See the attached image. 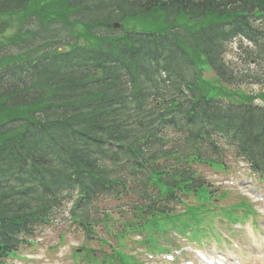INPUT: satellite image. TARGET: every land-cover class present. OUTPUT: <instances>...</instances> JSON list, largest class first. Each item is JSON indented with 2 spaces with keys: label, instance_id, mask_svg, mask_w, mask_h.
I'll use <instances>...</instances> for the list:
<instances>
[{
  "label": "trees",
  "instance_id": "16d2710c",
  "mask_svg": "<svg viewBox=\"0 0 264 264\" xmlns=\"http://www.w3.org/2000/svg\"><path fill=\"white\" fill-rule=\"evenodd\" d=\"M60 1L67 9L64 16H74V20L84 23L87 33H94L90 35L92 40L99 38L86 51L85 57L90 64L104 66L108 75L107 67L114 66L113 61L119 63L118 57H112L111 53H119L121 48L119 60L125 57L127 65L137 66L154 81L158 72L167 73V77L156 82H140L133 96L126 90L118 97L117 91L124 88L117 86V71L107 83L97 76L92 82H82L78 78L74 85L62 74L61 79L44 82L56 88L58 85L59 90L45 94L39 88L32 89L30 96L42 97L45 107L40 111L44 117L41 124L29 122L25 125L23 136L33 135L31 149L27 140L20 145L9 142L11 144L0 149V251L12 242L13 235L21 228L29 231L35 216L48 218L51 207L59 205L65 188H79L80 210L79 205L72 208L73 218L88 230L94 229L89 212L92 200L109 192L124 195L128 190L122 183L127 175L112 178L110 174L122 169L121 163L130 164L129 169L134 176L139 174L138 180L142 182L141 193L130 203L137 212V220L141 217L140 210L146 214L169 213L177 189L191 192L203 187L204 181L196 178L192 170L187 174L182 172V161H179L183 155L188 157L189 164L200 161L202 149L184 140V134H178L179 142L169 145L172 138L162 134L165 128L157 133L152 119L158 112L156 108L147 117L151 110L146 106L151 97L153 103L166 102L172 109L171 116L159 112L167 127L178 133H188L197 126L214 148L219 146L217 139H222L238 158L264 176V101L251 103L240 99L226 103L220 97L202 98L197 96V89L194 93L197 82L188 83L186 77L178 74L182 68L189 72L195 71L193 66L201 69L199 66H204L207 59L221 72L225 68L221 55L225 44L240 34L254 43L252 53L257 58L264 57V0ZM11 3L15 1L5 4ZM20 4V8L14 4L10 7L22 9L26 0ZM127 19L143 23L162 21L163 24L155 32L145 26L143 32L135 27L127 29L115 39L119 41L118 51L108 49L105 45L111 43L105 31L111 33L115 20L124 22ZM176 20L181 22L176 23ZM182 22L192 23L180 25ZM64 55L68 60L69 53ZM10 75L17 80L0 82V102L7 95L25 91L34 79L55 78L52 71L30 63L0 69V81H6ZM184 84L192 92H183ZM71 97L75 104L63 105L64 99L69 101ZM55 102L61 104L59 109L63 112L54 107ZM15 121L17 119L8 123L15 124ZM21 126L23 124L16 125ZM8 127L4 122L0 131ZM4 150L7 152L2 154ZM216 150L220 152L221 149ZM146 199H150L149 206L143 207ZM157 200L163 202L156 207Z\"/></svg>",
  "mask_w": 264,
  "mask_h": 264
},
{
  "label": "rangeland",
  "instance_id": "374dc122",
  "mask_svg": "<svg viewBox=\"0 0 264 264\" xmlns=\"http://www.w3.org/2000/svg\"><path fill=\"white\" fill-rule=\"evenodd\" d=\"M34 10H31L30 12L23 13L25 14V17L33 16L35 12L45 13L46 11H54L55 10V1L52 0H34L33 2ZM35 11V12H33ZM20 15H14L13 17L8 13H1L0 14V29L3 30V34L5 36H11V33H13L15 30H17V26H19L22 19L20 18ZM179 22V20H178ZM74 39L71 37L66 39V42H73ZM242 46L245 47V43L241 42ZM243 47H240L239 42H234L228 52L227 59L236 68L240 69H248V68H254L253 66L250 67L247 61H245V53ZM243 50V51H242ZM249 72H252L248 70ZM208 75V74H207ZM213 73L210 74L212 76ZM209 76V75H208ZM246 91L250 92H256L258 89L264 88V82L261 84H252L248 86H244ZM234 171H230L229 176L226 177V174L224 173H217L213 170L206 169L205 167H200V170L203 172L204 175L207 177H210L211 181H214L215 183H220L221 187L224 189L229 190L231 198H228L226 201L227 204L233 203L234 198H238V196L243 195L251 197L255 202L257 199L255 195L251 192L249 186H258L254 182H251L248 178V171L243 165L237 163L234 164ZM201 172V173H202ZM242 178H245L242 180ZM235 183H232V182ZM261 191L264 192V186L260 184ZM241 193V194H240ZM127 198L116 200L115 198H111V200H108L107 203H111L110 206H122L119 204L125 203ZM259 202V201H258ZM257 203V202H256ZM257 206L262 209L261 212H264V204L259 202L257 203ZM178 210H183V206H177ZM241 208L244 210L245 216H253L255 219V222L257 223L259 220L263 223V232H264V218L262 215L258 213V210L252 205V203L248 200L245 201L243 205H241ZM244 216V215H243ZM161 228L152 230L153 232L157 233L159 232ZM105 230V232L103 231ZM104 232L103 234L107 235L106 228H102L101 230ZM44 234L42 235V241L38 242L34 246H30L29 249L24 253V255L29 256L30 258H33L32 260H21L16 262L15 264H77L75 261L71 258V251L76 250V246H81V244L85 243V239H83V236L77 237V231L72 230L66 235L65 242L63 245H57L59 240V228H53V229H45ZM142 237V236H141ZM156 239V238H155ZM88 244V243H87ZM96 248H99V244L95 241L89 243ZM129 246L126 247L130 252H133L138 260L141 261V264H177V261H170L167 259H164L162 256H159L160 259H152L151 257L146 255V252H149V249H146L147 246L139 245L140 242L134 243L133 241H129ZM75 246V247H74ZM251 244L249 243V239L246 237L244 239L242 244V249H246L247 253H250L251 251ZM74 247V248H73ZM249 248V249H247ZM109 252H111V248H107ZM253 255L251 257V254H248L245 257L246 263L248 264H263L262 261H259L257 258V255L255 254V250H253ZM232 253V252H231ZM100 258L102 257L99 256ZM233 257L239 258L240 255H237V252L233 254ZM162 258V259H161ZM242 259V258H241ZM240 263L242 261H239ZM79 264H87L85 260H82Z\"/></svg>",
  "mask_w": 264,
  "mask_h": 264
}]
</instances>
